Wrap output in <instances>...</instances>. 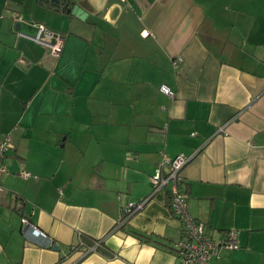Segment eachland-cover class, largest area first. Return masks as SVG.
<instances>
[{
    "label": "crops",
    "instance_id": "crops-1",
    "mask_svg": "<svg viewBox=\"0 0 264 264\" xmlns=\"http://www.w3.org/2000/svg\"><path fill=\"white\" fill-rule=\"evenodd\" d=\"M65 1L86 20L0 0V264H181L167 190L118 223L162 154L191 157L180 190L208 235L239 231L211 264H264V0ZM24 217L59 249L26 239Z\"/></svg>",
    "mask_w": 264,
    "mask_h": 264
},
{
    "label": "built area",
    "instance_id": "built-area-1",
    "mask_svg": "<svg viewBox=\"0 0 264 264\" xmlns=\"http://www.w3.org/2000/svg\"><path fill=\"white\" fill-rule=\"evenodd\" d=\"M33 39L48 47L54 57L60 55L63 48V37L60 34L55 35L44 25H39L38 35ZM178 61H175L176 66ZM161 91L170 97L174 96L167 86H162ZM225 133V126H220L216 135ZM13 149L11 136L8 135L0 141V184L1 179L9 173L6 158L8 152ZM190 160L191 157L184 154L175 158L162 154V159L151 176V194L139 202H131L123 207L118 223L119 225L125 224L135 214L141 212L157 193L167 190L170 208L183 225L182 238L174 244V252L181 259V264H211L212 260L222 251H234L241 248L239 231L232 229L224 239L214 240L208 235L205 224L192 217L189 211L188 195L180 190V183L183 180L182 172ZM20 174L24 178L31 175L26 170H22ZM22 231L26 239L30 241L33 239L38 245L47 248L55 246L54 241L26 217L22 218Z\"/></svg>",
    "mask_w": 264,
    "mask_h": 264
},
{
    "label": "water",
    "instance_id": "water-1",
    "mask_svg": "<svg viewBox=\"0 0 264 264\" xmlns=\"http://www.w3.org/2000/svg\"><path fill=\"white\" fill-rule=\"evenodd\" d=\"M48 3L53 5H58L63 8V10L67 11L68 13L72 14L73 16L79 18L80 20H86L87 13L80 8L79 6H74L73 8H69V4L65 0H45ZM17 30H19V24L17 26ZM55 250H58V247H54Z\"/></svg>",
    "mask_w": 264,
    "mask_h": 264
},
{
    "label": "trees",
    "instance_id": "trees-1",
    "mask_svg": "<svg viewBox=\"0 0 264 264\" xmlns=\"http://www.w3.org/2000/svg\"><path fill=\"white\" fill-rule=\"evenodd\" d=\"M43 1H44L45 3L51 5V6H56V8H60V6H58V5H53V4H51V3L46 2L45 0H43Z\"/></svg>",
    "mask_w": 264,
    "mask_h": 264
}]
</instances>
